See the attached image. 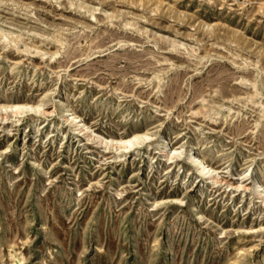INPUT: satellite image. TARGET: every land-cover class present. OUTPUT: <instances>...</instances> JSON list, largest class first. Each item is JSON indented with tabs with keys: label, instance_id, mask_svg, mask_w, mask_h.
I'll use <instances>...</instances> for the list:
<instances>
[{
	"label": "rangeland",
	"instance_id": "obj_1",
	"mask_svg": "<svg viewBox=\"0 0 264 264\" xmlns=\"http://www.w3.org/2000/svg\"><path fill=\"white\" fill-rule=\"evenodd\" d=\"M0 30V264H264V0H0Z\"/></svg>",
	"mask_w": 264,
	"mask_h": 264
},
{
	"label": "bare ground",
	"instance_id": "obj_2",
	"mask_svg": "<svg viewBox=\"0 0 264 264\" xmlns=\"http://www.w3.org/2000/svg\"><path fill=\"white\" fill-rule=\"evenodd\" d=\"M5 21L6 20H4L3 22H5ZM5 23L8 26L15 25V23L14 24L9 23V22H5ZM9 35H10V33L8 31H1L0 30V36L4 40H6L8 43H11V41L15 43L14 39L10 40ZM41 37H43V36H41ZM44 39H46V38H44ZM51 40H53V38H51ZM58 42H60V40H58ZM4 109H10L13 113H22V112H24V109L40 112V109L38 108V106H30V105H26V104H14V105L9 106V107H4ZM64 109L67 112L66 122H68L69 124H74V125L76 124V126H79L80 120L78 119V117L74 113H72L66 106H64ZM81 129H86V127H84L83 125H80V130ZM148 138L149 137L145 134H132L130 137H127L124 139H118L117 141H115V143L118 144L119 147H122V148H132V147L140 144L141 142H143L144 140H146ZM165 152L168 153L167 159L169 161L178 157V155H176L174 151L173 152L169 151L168 144L166 141H164L163 143L160 144L159 149H158V154L162 155ZM186 157H187V159L191 160L192 164L198 166V173L200 174L201 177L209 178L214 173L213 169L210 166H208L207 164H205V162L203 160L195 159L190 153ZM259 195H261V193H259Z\"/></svg>",
	"mask_w": 264,
	"mask_h": 264
}]
</instances>
